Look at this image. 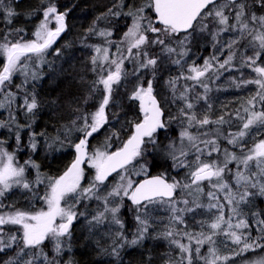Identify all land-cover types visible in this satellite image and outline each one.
Masks as SVG:
<instances>
[{
  "label": "snow or ice",
  "instance_id": "snow-or-ice-1",
  "mask_svg": "<svg viewBox=\"0 0 264 264\" xmlns=\"http://www.w3.org/2000/svg\"><path fill=\"white\" fill-rule=\"evenodd\" d=\"M0 15L7 25L0 29V109L8 113L0 128L15 129L12 151L0 139V264H74L65 257L71 253L72 227L79 219L87 221L90 233L107 230L109 254L117 258L126 245H139L146 238H162L174 246L177 255L167 264H228L233 256L258 249L264 253V214L250 207L257 196L264 198V0H114L85 30L81 42L93 52L88 65L95 79L81 76L88 91L82 100L74 97L68 104L70 118L55 134L33 130L41 109L37 85L46 75L44 69L53 67L50 52L59 58L71 47H53L68 29V11H61L56 0H39L38 7L21 13L12 0H0ZM20 15L29 21L39 17L30 33L11 26ZM121 17L130 23L119 40L112 38L111 28L98 25ZM92 37L101 43H86ZM203 38L214 51L198 64L192 45ZM165 62L178 74L165 81L171 99H158L154 83ZM244 69L254 78H246ZM233 71L240 75L228 80L231 86L252 85L255 92L239 108L229 111L225 106L213 118L211 85ZM125 84L131 86L125 91L128 101L138 104L135 120L122 121L121 112L113 110L120 108L113 99L114 87ZM201 101L206 111L198 115ZM175 104L182 106L172 115L168 108ZM17 112L25 118L23 125ZM174 121L180 125L177 140L168 136ZM24 129L26 143L21 141ZM103 133L107 135L100 146L90 145ZM41 140L47 153L74 150V158L58 174L42 172L31 155L20 162L18 153H35ZM116 141L119 146L113 148ZM157 153L165 155L173 169L185 170L184 178L149 175L147 163L141 161ZM139 175L144 178L134 179ZM14 190L27 207L4 203ZM202 198L207 202L201 203ZM93 201L98 208L89 214L86 209ZM125 201L135 222L127 234L120 215ZM162 207L168 209L164 222L152 215ZM197 210H207L210 220H196ZM160 223L163 231L157 232ZM150 229L157 235L150 237ZM219 236L239 250L221 255ZM205 245L207 253L201 255ZM247 264H264V254Z\"/></svg>",
  "mask_w": 264,
  "mask_h": 264
},
{
  "label": "trees",
  "instance_id": "trees-1",
  "mask_svg": "<svg viewBox=\"0 0 264 264\" xmlns=\"http://www.w3.org/2000/svg\"><path fill=\"white\" fill-rule=\"evenodd\" d=\"M12 2L16 10L21 13L30 12L39 5V0H19L18 3L16 0H12ZM56 3L61 11H68V29L60 37V41L57 42L53 47H60L62 50L64 49V45L70 44L71 47L67 48V50L64 51L63 56L59 58L55 57L50 52L47 58L48 60L53 61V67L51 70L47 67L44 69L46 75L44 79L37 85V94L41 101V109L38 113L36 123L33 125V130L37 132L46 131L49 134H55L54 129H59L61 125L67 123L70 118L68 104L73 100V98L75 97L82 100L85 92L88 91L86 85L80 82L81 76H84L87 81H92L95 79V76L89 71L88 65V58L93 54V52L92 50H89V48H85L81 41L84 37L85 30L92 25L97 16L103 12H106L107 9L112 6L114 0H56ZM38 19L39 17L37 16L29 21L24 15H20L13 19V24L11 26L23 27L30 33L32 31L33 25ZM117 19L118 21H127V19L123 17ZM3 21L4 17L0 15V29L7 26ZM98 25L101 28H106L107 26L105 22L101 23V21L98 22ZM89 41H91L92 44H95L96 42L99 43L101 40L99 38L92 37L89 38L86 43ZM208 44L209 41L206 38L193 41L192 52L198 58L196 60L198 64L202 62L203 58L210 56L214 51L207 46ZM73 59H75V61L72 65V62L70 63L69 61ZM125 68H128L129 71H131L127 62L125 63ZM231 73H234L236 77L240 75V73L237 71H233ZM177 74V68L165 62L164 66L161 68V71L158 73L159 79L154 83L158 93V99H171V94L165 81L170 76H176ZM252 75V72H250L248 69H244V76L246 78H250ZM15 82L19 83V80H16ZM186 83L191 84V81H187ZM225 85L226 79L223 80L220 78L219 80H216L212 83V91L208 93V103L212 105L211 115L213 118L222 114L221 108H224L225 106H227L229 111H233L240 107L238 102H232L231 105L227 104V97H231L230 95L233 94L229 93L228 91V93H225V97H223L222 93L227 91L223 89ZM130 87L131 86L127 84L119 88L114 87L113 99L117 101V103L120 105V108L113 110L121 112L122 121L135 120L138 116V104L136 102L128 101L127 96L125 95L126 89L130 90ZM217 87H220V91L217 90ZM196 91L200 92L201 89L197 88ZM240 91H245L246 93L251 92L248 87L245 89L240 88ZM219 100L221 103H219ZM53 101L56 102L53 103ZM73 106L75 107L77 105ZM180 106L182 105H170L168 111H170L172 115H176L177 108ZM201 106L204 107V109H202ZM232 107H234L233 110ZM196 111L198 115L206 111L205 103L203 101L197 104ZM0 113L2 115L5 113V119L2 117L0 120L6 121L8 118L7 111L0 109ZM124 113L127 115L125 116ZM16 116L19 123L23 125L25 123V118L22 113L17 112ZM115 127L118 128L119 125H115ZM179 129V123L174 121L168 133V136L171 140H177ZM13 131H15V129L9 131L7 129L0 128V139L6 141L5 146L9 148V151H12L15 148V141L12 135ZM105 135H107V133L97 135L95 139L90 141V145L100 146L104 141ZM121 135L123 137L124 134L122 133ZM27 136L28 131L27 129H24L21 132L22 143H26ZM160 140L163 141L165 145L168 143V140H166L163 135L160 136ZM41 141L35 153L30 154L27 149L19 152L18 157L20 162L23 163V161L28 159L31 155V158L40 165L42 172H47L48 174L52 175L58 174L74 158L73 149H65V151L62 153H47L44 147V141ZM118 146L119 141H116L113 144V148ZM38 155H40L41 159H39ZM142 162L147 163L149 175H157L163 172L167 173L169 176L175 177L176 179H183L185 176V170L173 169L171 166V161L162 153H157L155 157L153 155H148L146 160ZM178 172L179 175L177 174ZM135 177L136 176H134V179L138 180L142 178L143 175H139L136 178ZM110 180H112V178H110ZM204 189L205 192L208 190L206 183L204 185ZM255 200L256 208L252 210L264 214V198L257 196ZM200 202L206 203L207 201L202 198ZM4 203L15 204L16 207L28 206L20 191L15 190L11 194L6 195V198H4ZM33 203L35 204V201H33ZM36 206L39 207L41 205L36 204ZM97 208V202L93 201L89 204L86 211L91 214L94 213ZM165 209L166 213H168V209ZM79 210L85 211L83 208ZM155 214L162 215V213ZM225 214L227 215V210ZM120 215L126 226V234L128 232L134 231V212L130 210V205L127 201H125V207L121 210ZM210 218L211 215L206 213L205 215L201 216L200 220H210ZM249 223L254 224V220L250 218V216ZM85 229H88L86 220L79 219L74 222L72 227V250L71 253L65 257V259L71 258L74 261V264H166L168 259L174 258L177 255V251L175 250L174 246H170L167 240L161 239L157 240L155 243L143 241L141 244L136 246L126 245L120 250V257L117 258L109 254L110 245L105 246L104 244H101V242H94L85 235ZM252 235H257L255 227L252 228ZM219 237L222 238L223 236ZM130 238L131 237H129V239ZM49 247H46L45 251H49ZM229 247V252L223 253L220 250V254L229 255L232 252L239 250L236 245ZM103 249H108V252L103 251ZM8 254L10 255L11 253L9 252ZM258 254L264 253H261V251L258 249L255 253L248 252L241 256L234 257L236 262L240 260L242 262L240 264H247L248 260L253 259ZM49 255H51L50 252ZM201 255H204V253H201ZM196 264H202V262L197 260Z\"/></svg>",
  "mask_w": 264,
  "mask_h": 264
},
{
  "label": "rangeland",
  "instance_id": "rangeland-1",
  "mask_svg": "<svg viewBox=\"0 0 264 264\" xmlns=\"http://www.w3.org/2000/svg\"><path fill=\"white\" fill-rule=\"evenodd\" d=\"M118 19L117 18H109L108 20L106 21H101V23L105 22V24L108 26V28H111L114 32V35H113V39L114 40H119L121 34L126 31V27L125 25L126 24H129L130 21H117ZM121 25V27H120ZM117 29V30H116ZM92 44V42H91ZM193 59H196L197 60V57L194 55L192 56ZM75 59L73 60H70L69 62L73 65ZM202 63V62H201ZM254 73L253 75L250 77V78H254ZM232 77H236L234 73H227V74H224L221 78L224 80L226 79V85L225 87L223 88L224 90H227L226 92H223L222 95L223 97H225V93H232L233 95H230L231 97H227V100H228V103L229 105H231V103L233 102H238V105L240 106L241 103H243V101H245L250 95H252L254 92H255V87L252 86V85H249L248 88L251 90V92L249 93H246L245 91H240V88H235L233 86H231L229 83H228V80ZM245 89V88H243ZM217 90L220 91V87H217ZM237 91V93H236ZM236 93V94H235ZM245 94V95H244ZM219 103H221V101L219 100ZM238 106V107H239ZM202 107V106H201ZM234 107H232V110H233ZM202 109H204V107H202ZM222 109V108H221ZM220 110V108H219ZM218 110V111H219ZM1 114V113H0ZM5 115V113H4ZM4 115L1 114V117H3V119H5ZM43 141V140H42ZM41 141V142H42ZM74 151V150H73ZM46 155V154H45ZM39 156V159H41L40 155ZM141 163H144L141 161ZM138 168V166H137ZM138 177V176H136ZM135 177V178H136ZM256 200L254 199L251 203H250V207H251V210L252 209H255L256 208ZM198 211V214L196 215L195 219L196 220H200L201 219V216L205 215L207 213V210H197ZM243 211L245 213H249V208H244ZM253 211V210H252ZM155 213H162V215H156ZM153 217L158 220V221H161V222H164L168 219V213H166V209L165 208H160L159 210L157 211H154L152 213ZM250 216V215H249ZM251 218V216H250ZM253 219V218H252ZM188 223H189V226L192 227V219L189 218L188 219ZM157 227V232L159 231H163V223H160L159 225L156 226ZM87 230V231H86ZM199 229L197 228V231ZM114 231V229H113ZM107 230L103 227H101L100 229H93L92 230V233L89 232V229H85V235L88 236V238H90L91 240H93L94 242L96 243H100L101 244H104L105 246H109L111 244V240L109 239L108 235L106 234ZM157 232H153L151 229H150V237H154L157 235ZM162 238H146L144 241L145 242H153L155 243L157 240H161ZM170 245V244H169ZM171 246V245H170ZM229 246H234L233 243H231L229 240H227L225 237H219L217 238V243H216V247L219 249V251L221 250V252H229L230 250V247ZM207 249H208V245H205L202 249H201V253H204L206 254L207 253ZM236 252V251H235ZM222 255H228V254H222ZM230 255V254H229ZM169 260V259H168ZM244 262V261H243ZM242 263L240 260L238 262L235 261V257L233 256L232 259L228 262V264H240ZM167 264V263H166Z\"/></svg>",
  "mask_w": 264,
  "mask_h": 264
},
{
  "label": "flooded vegetation",
  "instance_id": "flooded-vegetation-1",
  "mask_svg": "<svg viewBox=\"0 0 264 264\" xmlns=\"http://www.w3.org/2000/svg\"><path fill=\"white\" fill-rule=\"evenodd\" d=\"M118 21V20H117ZM106 28H108V26H106ZM63 35V34H62ZM70 35V34H69ZM69 37V36H68ZM60 41V38L58 39V41L57 42H59ZM88 43H90L91 44V41H89ZM96 43H98V42H96ZM99 43H101V41L99 42ZM89 50H91V49H89Z\"/></svg>",
  "mask_w": 264,
  "mask_h": 264
},
{
  "label": "water",
  "instance_id": "water-1",
  "mask_svg": "<svg viewBox=\"0 0 264 264\" xmlns=\"http://www.w3.org/2000/svg\"><path fill=\"white\" fill-rule=\"evenodd\" d=\"M158 98V97H157ZM111 178V177H110ZM144 177H142V178H140V179H138L137 181H139V180H142Z\"/></svg>",
  "mask_w": 264,
  "mask_h": 264
}]
</instances>
